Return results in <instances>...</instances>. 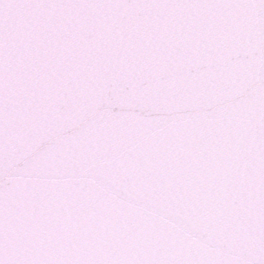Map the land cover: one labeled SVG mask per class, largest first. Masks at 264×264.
<instances>
[{
	"label": "water",
	"instance_id": "water-1",
	"mask_svg": "<svg viewBox=\"0 0 264 264\" xmlns=\"http://www.w3.org/2000/svg\"><path fill=\"white\" fill-rule=\"evenodd\" d=\"M261 248L264 0H0V264Z\"/></svg>",
	"mask_w": 264,
	"mask_h": 264
},
{
	"label": "snow or ice",
	"instance_id": "snow-or-ice-1",
	"mask_svg": "<svg viewBox=\"0 0 264 264\" xmlns=\"http://www.w3.org/2000/svg\"><path fill=\"white\" fill-rule=\"evenodd\" d=\"M260 255H261L260 260L249 259L248 261L245 262V264H264V248H261Z\"/></svg>",
	"mask_w": 264,
	"mask_h": 264
}]
</instances>
